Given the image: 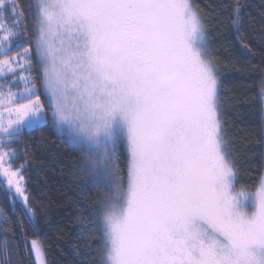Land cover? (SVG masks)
Returning a JSON list of instances; mask_svg holds the SVG:
<instances>
[{"label":"snow or ice","instance_id":"snow-or-ice-1","mask_svg":"<svg viewBox=\"0 0 264 264\" xmlns=\"http://www.w3.org/2000/svg\"><path fill=\"white\" fill-rule=\"evenodd\" d=\"M242 7L232 0L216 17L241 43ZM29 11L0 0V77L13 79L0 85V177L22 197L26 216L25 166L14 167L12 145L50 121L83 152L93 186L109 189L96 205L99 264H264V170L253 190L238 188L209 21L193 0H33ZM29 19L34 45L25 38ZM16 49L23 54L9 59ZM258 106L264 114V82ZM121 146L126 171L117 164ZM0 219L7 223L2 211ZM10 248L5 235L0 264H12ZM32 249L45 264L35 241Z\"/></svg>","mask_w":264,"mask_h":264},{"label":"trees","instance_id":"trees-1","mask_svg":"<svg viewBox=\"0 0 264 264\" xmlns=\"http://www.w3.org/2000/svg\"><path fill=\"white\" fill-rule=\"evenodd\" d=\"M194 2L209 21V51L220 79L219 104L225 138L237 163L238 188L253 189L264 170V114L258 106L259 89L264 82V0H240L246 21L242 43L230 26L221 27L216 22L232 0ZM19 3L30 18L33 0ZM25 38L34 45L30 19ZM21 51L16 49L8 56ZM32 63L40 99L47 105L34 54ZM19 140L12 145L18 157L14 167L25 166L21 174L33 217L26 216L25 205L0 181V211L7 217V223L0 219V240L7 235L12 264H35L29 248L32 240L41 243L47 264H99L103 227L96 205L103 202L109 189L103 184L93 186L82 171L80 151L59 136L50 121L26 130ZM127 159V152L119 147L121 171H126ZM4 228L7 233L2 231Z\"/></svg>","mask_w":264,"mask_h":264},{"label":"rangeland","instance_id":"rangeland-1","mask_svg":"<svg viewBox=\"0 0 264 264\" xmlns=\"http://www.w3.org/2000/svg\"><path fill=\"white\" fill-rule=\"evenodd\" d=\"M193 3L195 4V2H194V0H193ZM22 52V51H21ZM20 53V52H19ZM16 57V56H15ZM14 57V58H15ZM14 58H12V59H14ZM10 59V58H9ZM217 78H218V96H219V91H220V79H219V76H218V73H217ZM11 80L13 81V79L11 78ZM0 85H2L1 83H0ZM37 88V87H36ZM23 89V88H22ZM22 89H19L18 91H22ZM37 90L39 91V89L37 88ZM16 92V91H15ZM41 100V99H40ZM42 101V100H41ZM43 102V101H42ZM45 106H47V105H45ZM219 106H220V104H219ZM46 109H47V107H46ZM49 111V115H50V110H48ZM220 117H221V120H222V124H223V118H222V114H221V110H220ZM54 128H55V126H54ZM223 129H224V125H223ZM55 131H56V133L59 135V136H61V137H63L66 141H67V143L70 145V146H72V147H75V148H77L79 151H80V153H81V156H82V158H83V152L77 147V146H75V145H73L72 143H70V141H69V139L67 138V136L66 135H64V134H62V133H60V132H58V130L55 128ZM119 148V147H118ZM124 148V150L127 152V150H126V148L125 147H123ZM117 156H118V149H117ZM117 164L119 165V160L117 159ZM0 181L2 182V184L4 185V187L8 190V186H7V184H6V182H4L3 181V179H2V177H0ZM21 186H22V188L24 189V195H26L27 197H28V201H29V195H28V193H27V191H26V189H25V182H24V178H23V180L21 181ZM247 190H249V191H251V190H253V189H248V188H246ZM9 192H14V189H12V191H9ZM21 202H22V197L19 195V194H16L15 195ZM23 203V202H22ZM103 227V226H102ZM33 241H35L36 243H37V245L38 246H40L41 248H42V250H43V253H44V260H45V264H47V260H46V256H45V252H44V249H43V247H42V245H41V243L38 241V240H32V241H30V244H29V248H30V253H31V255H32V257H33V259H34V262H35V264H39V262L37 261V259L34 257V254H33V249H32V242Z\"/></svg>","mask_w":264,"mask_h":264},{"label":"crops","instance_id":"crops-1","mask_svg":"<svg viewBox=\"0 0 264 264\" xmlns=\"http://www.w3.org/2000/svg\"><path fill=\"white\" fill-rule=\"evenodd\" d=\"M35 43V42H34ZM29 51H31L32 52V56H33V54L35 55V57L37 58V60H38V57L36 56V53L34 52V51H32L31 49H29ZM17 54H20V55H22L23 54V51L22 52H20V53H16V54H14V55H11V56H8V58H10V59H12V58H14L15 56H17ZM11 74H8V76H7V78H4V77H0V83L1 84H4V83H8V84H12L13 83V81L11 80ZM42 82H43V80H42ZM23 83H21V84H18V85H16L15 87H13V91L15 92V91H18L19 89H22L23 88ZM37 87V86H36ZM41 88H42V84H41ZM42 91H43V89H42ZM43 93H44V91H43ZM46 95V94H45Z\"/></svg>","mask_w":264,"mask_h":264}]
</instances>
